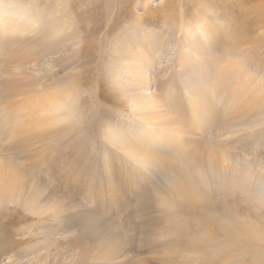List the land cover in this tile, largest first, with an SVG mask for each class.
<instances>
[{
	"label": "rangeland",
	"instance_id": "obj_1",
	"mask_svg": "<svg viewBox=\"0 0 264 264\" xmlns=\"http://www.w3.org/2000/svg\"><path fill=\"white\" fill-rule=\"evenodd\" d=\"M18 1L34 5L31 10L32 16L40 17L35 27L38 26L42 30L41 33L46 34L42 40L51 49L47 53L49 55L46 54L47 56L29 63L25 72L22 68L14 69L0 65L2 66L0 83L9 79L12 73L15 77H26L28 74L30 78H36L41 84L51 82L54 83L53 86L58 87L73 84L79 99L75 104L77 105L75 114L78 116L77 121L80 122L78 132L87 133L93 140L95 144L90 151L92 150L91 153L99 158L98 162L102 165L100 161L108 148L103 143L101 135L120 118L118 107L110 103H102L97 97L102 84L106 85L107 91L113 89L110 79L113 60L109 54L102 57V53L98 50L95 53L85 52L84 40L76 39L62 43L60 36L52 34L54 29L51 25L53 23L51 17L57 16L54 14V0ZM82 1L75 0L73 6L69 5V8L72 7L75 12V25L85 27L89 23L90 29L103 25V30L94 33L96 38H102L107 30L111 39H116V35L121 34L123 41L117 43L115 47L120 45L121 48H125L129 41L134 40V36L146 35L143 48L147 51L150 49L153 54L139 65L149 80V85L142 88L141 92L151 93L155 103L169 95L167 91L170 86L178 88L175 93L180 94L181 100L185 99L186 102L190 92L196 89L197 85L210 87V84L223 73L222 67L227 65L222 61V57L230 59L241 67V74L234 76L233 79L236 83L244 79L249 82L247 84L249 90L245 96L257 100L251 104L252 107L246 111L247 114L233 117L232 112L236 111L235 107L239 104L237 105L232 99L226 100L221 89L220 94L223 95L217 98L216 122L204 133L196 128L197 133L208 139L209 143L217 141L223 151L233 153L236 158L234 165L238 172L232 173L234 182L230 189L222 190L220 193L209 192L207 201L195 204L189 202V207L185 205L183 211L191 224L188 223L189 232L184 238L185 244L179 245V249L184 248L186 243L195 237L194 231L203 235L208 222L202 223V218L211 216V213L220 217L218 222H212L209 227V230L214 228L216 232H220L218 223L221 222V218L224 220L230 217L242 224V216L263 217L264 189L257 184L255 176L264 173V0H128L116 4L111 8L112 10L109 9L111 19H115L110 27L105 24V17L108 15L105 0ZM167 15L169 17H166ZM173 18L178 21V25H173ZM94 23L97 25L95 26ZM197 23L205 26L203 27L205 32L199 31ZM9 30L8 28L6 31ZM2 33L0 37L4 34ZM172 34L174 37H168ZM231 36L237 39L244 37V40L237 42L233 48L234 56L227 54L224 48L225 39ZM166 37L170 39L165 41ZM111 46L110 43L104 44L105 52H109ZM73 52L76 54L75 58L67 63L64 57ZM204 90L206 92V89ZM163 102L162 110L170 106V101ZM125 105V109L127 108L125 112L130 114L132 104ZM250 109L252 110L249 111ZM123 119L128 121V118ZM2 139L0 137V149L5 142ZM4 152L6 151L0 152V157L5 156ZM240 165L243 168L239 167ZM155 166H157L156 172L154 165L152 167L155 172L152 179L144 181L152 205H156L154 203L157 202L162 190L167 191V188H171L177 182L176 179H172L171 164L159 162L155 163ZM26 167L29 170V175L26 176L27 184L30 186L27 187L28 194L34 199L30 201L28 196L29 201H26V205H10L11 209L8 213L11 219L16 221L14 228L17 230L12 240L17 241V244L12 246V250L8 253L0 256V264H51L53 260L55 264H86V261H82L83 256L80 252L85 251L90 245L96 246L97 242L107 240L108 237L113 238V251L116 253L117 264H140L139 261L143 257L146 258V264H180L179 262L183 261L177 254H167L165 251L167 243H170L175 236L173 234L163 233L162 237L155 235L156 240L153 241L156 244L148 248L147 234H143L140 228L145 216L141 213L135 215L134 206L127 205L121 208L112 204L110 208L102 205L100 207L93 196L88 192L77 190L71 180L64 177L62 179L39 158L28 160ZM166 172L171 178H165L169 176ZM109 178L101 183V187L105 190L115 186L112 178ZM127 193L128 195L130 193L128 189ZM31 211L44 212L39 215ZM23 216L26 217L25 224L22 220ZM195 222L202 224L196 227ZM162 226L166 228L163 223L158 227ZM219 240L223 241L221 238ZM213 246L209 247V250ZM159 247L161 249L155 251ZM148 249L154 251L150 252ZM198 256L197 260H188L186 264H256L250 256L238 262L240 256L236 249L233 250L231 247L213 257Z\"/></svg>",
	"mask_w": 264,
	"mask_h": 264
},
{
	"label": "bare ground",
	"instance_id": "obj_2",
	"mask_svg": "<svg viewBox=\"0 0 264 264\" xmlns=\"http://www.w3.org/2000/svg\"><path fill=\"white\" fill-rule=\"evenodd\" d=\"M74 1L54 0V14L57 16L51 17L53 18L51 25L54 29L52 34L60 36L62 43L76 39L84 40V50L87 53H95L98 50L102 53V57L110 55L113 60L110 67L113 89L107 91L106 85L102 84L97 97L102 103H110L118 107L120 118L101 135L103 143L108 148L103 159L99 160L102 162L101 165L98 162L99 158L97 159L91 153L92 150L90 151L95 144L93 140L87 133L78 132L80 122L77 121L78 116L75 114L78 96L73 84L61 87L53 86L54 83L51 82L41 84L36 78H30L28 74L26 77H15L12 73L9 79L0 83V137L4 139L3 142L5 141V144L1 145L0 152L6 151L5 156L0 157V256L8 253L12 250V246L17 244V241L12 240L13 234L17 232L14 228L16 221L11 219L8 212L11 209L10 205H26V201L34 199L28 194L30 186L26 179L29 175L26 162L39 158L62 179L64 177L71 180L77 190L88 192L93 196L100 207L102 205L110 208L112 204L121 208L127 205L134 206L135 215L141 213L145 216L140 228L143 234H147L146 243L149 249L156 244L153 241L156 240L155 237L169 233L175 235L172 240L170 239L171 242L164 246L167 254L174 253L178 258L183 259L180 264H186L188 260H197L198 255L201 258L204 255L216 256L230 247L236 249L240 256L238 262L250 256L256 264H264V215L261 218L242 216V224L230 217L224 220L221 218L218 225L223 231L221 232L220 229V232H216L214 228L209 230V227L212 222H218L220 217L211 213V216L202 218V223L208 222L203 235L194 231L195 237L187 242L184 248L179 249V245L185 244L184 238L189 232L187 230L190 222L187 221L183 211L185 205L189 207V202L195 204L207 201L209 192L225 191L233 185L232 173L238 172L234 165L236 158L233 153L223 151L217 141L209 143L208 139L197 133L196 128L204 133L213 126L212 124L217 120V98L222 97L223 94L226 100L232 99L237 105L239 104L235 107L236 111L232 112L233 117L247 114L246 111L252 107L251 104L257 102L256 99L245 96L249 90L247 88L249 82L244 79L236 83L233 79L234 76L241 74V67L230 59L222 57V61L227 65L222 67L223 73L210 84V87L197 85L196 89L193 88L194 90L190 92L186 102L185 99L181 100L180 94L175 93L178 88L170 86L167 91L169 95L155 103L151 93L141 92L142 88L149 85V80L139 65L153 54L150 49L147 51L143 48L146 35L134 36V40L129 41L125 48H121L120 45L115 47L117 43L123 41V35L119 34L121 31L118 36L116 35V39L109 37L108 30L99 39L94 33L103 30V25L96 26L97 24L94 23L96 27L92 29L89 23L85 27L75 25V12L72 7L69 8L70 4L73 6ZM126 1L128 0H105L108 14L105 17L106 25L112 26L115 20L111 19L109 9ZM32 6H34L32 3L25 4L18 0H0V33H4L0 37V54L4 53L0 57V65L14 69L22 68L25 72L29 63L50 52L51 48L49 49L42 40L46 34H42L38 26L35 27L40 17L32 16ZM172 22L173 25H178V21L174 18ZM203 27L205 26L197 23L200 32H205ZM8 28L13 32L6 31ZM203 35L205 36V33ZM172 36L173 34L168 37ZM168 37L165 41L170 39ZM243 38L237 39L231 36L225 39L224 48L227 54L231 55L236 43L244 40ZM103 43L112 45L108 50L110 53L105 52ZM75 56L73 52L65 56L64 60L68 63ZM203 89H206V92ZM220 90L223 92L222 95ZM163 101L166 103L170 101V106L164 110L161 109L164 107ZM127 103L132 104L130 114L125 112ZM123 118H128V121ZM159 162L172 165L170 173L172 172V179H176L177 182L175 184L171 182L173 185L169 187L170 189L167 188V191L162 190L157 202H153L156 205H152L144 181L152 179L157 168L155 163ZM153 165L155 172L152 170ZM166 174L169 175L168 172ZM247 174L249 175V172ZM107 177L112 178L115 186L105 190L101 187V183L107 180ZM255 180L264 189V173H258ZM154 206L157 209L153 208ZM31 212L40 215L44 211ZM22 220L25 224L26 217L23 216ZM161 223L166 225V228L158 227ZM202 223L195 222V226ZM220 238L223 239L222 242ZM97 243L96 246L90 245L85 251L80 252L83 256L82 261H86V264H117L116 253L113 251V238L108 237L107 240ZM212 245L213 248L209 250ZM161 247L155 251L160 250ZM149 249L150 252L154 251ZM139 263L146 264V258H141ZM51 264H55V261L53 260Z\"/></svg>",
	"mask_w": 264,
	"mask_h": 264
}]
</instances>
